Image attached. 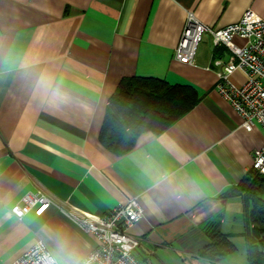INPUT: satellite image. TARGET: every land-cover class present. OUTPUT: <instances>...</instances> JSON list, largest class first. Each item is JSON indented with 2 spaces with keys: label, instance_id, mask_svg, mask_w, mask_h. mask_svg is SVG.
Listing matches in <instances>:
<instances>
[{
  "label": "crops",
  "instance_id": "obj_1",
  "mask_svg": "<svg viewBox=\"0 0 264 264\" xmlns=\"http://www.w3.org/2000/svg\"><path fill=\"white\" fill-rule=\"evenodd\" d=\"M247 9L264 19V0H0V264L38 239L58 264H78L96 245L54 207L16 218L11 206L37 190L92 216L137 196L143 215L129 232L139 264H249L245 202L227 192L249 171L264 128L240 127L215 90L212 61L227 50L209 33L193 64L174 57L188 12L218 29ZM130 76L190 86L198 101L117 156L99 131ZM216 231L236 250L212 262L200 252Z\"/></svg>",
  "mask_w": 264,
  "mask_h": 264
},
{
  "label": "built area",
  "instance_id": "obj_2",
  "mask_svg": "<svg viewBox=\"0 0 264 264\" xmlns=\"http://www.w3.org/2000/svg\"><path fill=\"white\" fill-rule=\"evenodd\" d=\"M204 33H209L214 47H224L227 58L215 57L212 68L217 76L215 90L225 98L241 117L240 127L251 130L255 124L264 128V19L247 9L240 19L218 29H211L188 12L175 59L193 64L198 43ZM234 37L243 40L241 44ZM235 71L244 74L245 80L237 84L232 80ZM250 169L264 174V144L252 152ZM54 207L81 231L91 234L94 248L78 264H139L135 249L138 237L129 229L142 217L143 209L137 196L128 198L102 216L81 213L49 194L37 190L25 193L11 208L18 219L33 210L43 214ZM10 264H58L42 239L15 258Z\"/></svg>",
  "mask_w": 264,
  "mask_h": 264
},
{
  "label": "trees",
  "instance_id": "obj_3",
  "mask_svg": "<svg viewBox=\"0 0 264 264\" xmlns=\"http://www.w3.org/2000/svg\"><path fill=\"white\" fill-rule=\"evenodd\" d=\"M197 101L190 86L171 85L153 77H123L108 100L99 141L111 153L123 155L134 147L140 133L165 130ZM228 194L239 195L245 202L249 264H264V174L250 169ZM235 250L230 237L216 231L200 256L217 262Z\"/></svg>",
  "mask_w": 264,
  "mask_h": 264
}]
</instances>
